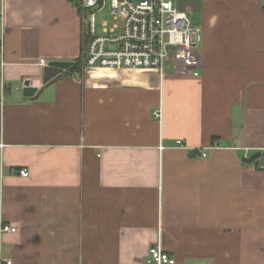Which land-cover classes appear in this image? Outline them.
Returning <instances> with one entry per match:
<instances>
[{
	"label": "crops",
	"instance_id": "0c3cea01",
	"mask_svg": "<svg viewBox=\"0 0 264 264\" xmlns=\"http://www.w3.org/2000/svg\"><path fill=\"white\" fill-rule=\"evenodd\" d=\"M179 6L197 50L70 73L79 4L0 0V225L16 229L0 264H146L157 244L176 264H264V0ZM43 60L72 67L43 84Z\"/></svg>",
	"mask_w": 264,
	"mask_h": 264
},
{
	"label": "built area",
	"instance_id": "2783aa9c",
	"mask_svg": "<svg viewBox=\"0 0 264 264\" xmlns=\"http://www.w3.org/2000/svg\"><path fill=\"white\" fill-rule=\"evenodd\" d=\"M85 11L87 42L85 66L88 68L117 71H139L147 69L163 70L166 61L174 50L185 53L198 49L202 34L195 28L190 18L179 6L180 0H72ZM206 1V0H205ZM109 4L112 22L103 24L97 34L96 16ZM4 43L0 40V54ZM47 67V61H41ZM158 119L161 113L155 114ZM179 147L185 148L181 142ZM198 154L206 158L204 150ZM248 155L245 160H249ZM264 169V163L261 164ZM28 178L26 170L20 171ZM16 229L1 224L0 233H15ZM5 264H12L7 261ZM146 264H176L161 244L149 250Z\"/></svg>",
	"mask_w": 264,
	"mask_h": 264
},
{
	"label": "water",
	"instance_id": "95a60500",
	"mask_svg": "<svg viewBox=\"0 0 264 264\" xmlns=\"http://www.w3.org/2000/svg\"><path fill=\"white\" fill-rule=\"evenodd\" d=\"M72 67L71 63H60V62H51L43 70V84H47L57 76L61 75L64 71ZM37 93V88L31 86L30 82L24 84L23 95L26 98H31Z\"/></svg>",
	"mask_w": 264,
	"mask_h": 264
},
{
	"label": "rangeland",
	"instance_id": "374dc122",
	"mask_svg": "<svg viewBox=\"0 0 264 264\" xmlns=\"http://www.w3.org/2000/svg\"><path fill=\"white\" fill-rule=\"evenodd\" d=\"M105 22H112V18L109 16V4L108 3L105 5L104 11L97 14V16H96L97 34H100L102 32L103 24Z\"/></svg>",
	"mask_w": 264,
	"mask_h": 264
},
{
	"label": "trees",
	"instance_id": "16d2710c",
	"mask_svg": "<svg viewBox=\"0 0 264 264\" xmlns=\"http://www.w3.org/2000/svg\"><path fill=\"white\" fill-rule=\"evenodd\" d=\"M83 63H84V66H85V58L84 57H83V62L81 64L78 62L77 65L75 67H73L69 72L70 73L79 72L78 70L80 69V67L82 66ZM258 158H259L258 156H253V157H250L249 160H246V162L255 163V161H256V165L260 166L261 162L258 161Z\"/></svg>",
	"mask_w": 264,
	"mask_h": 264
}]
</instances>
